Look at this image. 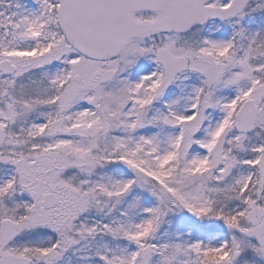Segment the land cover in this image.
Here are the masks:
<instances>
[{"label": "snow or ice", "instance_id": "6c2138e0", "mask_svg": "<svg viewBox=\"0 0 264 264\" xmlns=\"http://www.w3.org/2000/svg\"><path fill=\"white\" fill-rule=\"evenodd\" d=\"M0 264H264V0H0Z\"/></svg>", "mask_w": 264, "mask_h": 264}]
</instances>
